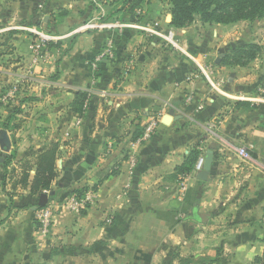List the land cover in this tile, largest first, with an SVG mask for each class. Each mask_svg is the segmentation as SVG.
Instances as JSON below:
<instances>
[{
	"label": "crops",
	"instance_id": "1",
	"mask_svg": "<svg viewBox=\"0 0 264 264\" xmlns=\"http://www.w3.org/2000/svg\"><path fill=\"white\" fill-rule=\"evenodd\" d=\"M89 1L4 0L0 44L16 58L0 78L13 96L5 104L0 95L12 129L0 128V264L264 263V108L223 94L264 90V41L247 27L176 29L166 2L146 0L139 22L173 31V48L134 29L90 28L131 15ZM42 23L57 38L49 47L26 31ZM79 92L91 101L82 114L71 107ZM50 143L59 145L54 195L34 210L48 193L20 181L28 171L31 182L27 161ZM194 150L212 151L206 181L196 162L175 171ZM73 196L87 199L77 211L63 207ZM53 207L44 231L32 216Z\"/></svg>",
	"mask_w": 264,
	"mask_h": 264
},
{
	"label": "trees",
	"instance_id": "2",
	"mask_svg": "<svg viewBox=\"0 0 264 264\" xmlns=\"http://www.w3.org/2000/svg\"><path fill=\"white\" fill-rule=\"evenodd\" d=\"M170 4V25L176 29L189 26L194 21V16H199L205 24L233 25L240 21H250L264 14V0H167ZM127 4V3H126ZM3 44H0V48ZM49 47L50 44H46ZM255 47V46H253ZM250 54L252 52L250 51ZM90 104L87 93L79 92L72 102V111L82 114L85 103ZM11 116L0 119V128L12 132L10 128ZM59 145L50 143L44 150L38 153L32 161H27L35 170V175L28 183V171L23 173L21 184L26 187L29 184L31 194H41L50 190L56 179L55 162ZM197 151H192L182 165L176 167L178 174L190 172L198 157ZM15 158V151L7 155L3 160L6 168ZM262 258H256L255 262L260 264Z\"/></svg>",
	"mask_w": 264,
	"mask_h": 264
},
{
	"label": "rangeland",
	"instance_id": "3",
	"mask_svg": "<svg viewBox=\"0 0 264 264\" xmlns=\"http://www.w3.org/2000/svg\"><path fill=\"white\" fill-rule=\"evenodd\" d=\"M95 1H97L98 3H100L101 5H104V6L108 5L110 7L111 11H113L115 13H116V11H121V12L123 11V12H125V14H127V16L131 15V16H129L128 22L120 21V20H118V16L114 15L110 21L103 22L106 26H108L107 29L121 28V29L132 30V31L134 29V30L139 31L141 33L143 32V33L147 34L143 30H141V27H147L149 25V23H147V22L140 23L139 22V20H141V18H143L142 11L146 7V4L150 5V3H148V2L146 3V0H103V1L102 0H95ZM138 1H141V2H138ZM159 1L161 3L166 2V4L168 5L167 6L168 7V14L170 15L171 6L167 2V0H162V1L159 0ZM89 2H91V0ZM0 3H1L0 8L2 10L0 13H3V11L5 10L4 0H0ZM163 4H165V3H163ZM93 6H96L95 8L99 9V7L97 5L93 4ZM6 8H8V7L6 6ZM169 15L167 16L166 21H171L169 18ZM163 16H165V13H163ZM137 21L139 22V24L137 23ZM97 22H100V21L97 20ZM95 23H96V21H95ZM3 25L4 24H2L1 26H3ZM190 25H194V27H196L195 29L197 30L199 28L204 27V25H211V24H205L201 21L199 16H194V21ZM214 25H219V24H214ZM42 26H43V23L37 27L38 28L37 30L43 31L47 35H50L48 32L44 31L45 29ZM233 26L238 27L237 30L240 29V31H243L246 27L250 28L252 30L253 35L255 36V38L252 39L253 41L258 42V43H260L261 41H264V14L262 16L255 17L253 20H250V21H240L236 24H233L231 27H233ZM26 31H27V33L31 34L32 36L37 37L34 33H31L28 30H26ZM50 36L54 37L53 35H50ZM198 36H200V35H198ZM198 36H197V38H199V40L203 39L202 37H198ZM56 39L49 41L46 44H48V43L51 44V43L55 42ZM0 40H1L0 41V43H1L3 39L0 38ZM15 58H16V55H12V53H10L8 49L0 48V78H2L1 75H4L5 71L8 70V68L10 67L9 65H7L8 59L14 60ZM4 89H5V86L0 85V91L2 90L0 92V95H1V97L3 96V99H2L3 102L5 104L6 103H12L10 98L12 99L13 96L9 95L10 93H8L6 95V92ZM13 108H14V106L12 107V110H13ZM27 212L29 213L30 211H27ZM40 212L41 211L37 212V214L34 213L32 216L33 219L37 218ZM50 213H51V216L53 217V214H55L54 207L50 209ZM260 264H264V263H262V261H261Z\"/></svg>",
	"mask_w": 264,
	"mask_h": 264
},
{
	"label": "built area",
	"instance_id": "4",
	"mask_svg": "<svg viewBox=\"0 0 264 264\" xmlns=\"http://www.w3.org/2000/svg\"><path fill=\"white\" fill-rule=\"evenodd\" d=\"M90 28H96V27H100V28H108V26L106 25H97V24H90L89 25ZM141 30H143L144 32H146L148 35H154L157 37H160L161 39L165 40V42L167 44H169L171 47L173 48H177V41L175 38V34L173 33V31H168L165 32L164 34H159L152 26H147V27H141ZM31 33H34L37 37V40L39 41L40 44L45 45L47 42L55 40V37H52L50 35H47L46 33H44L43 31H39V30H28ZM207 82H209V79L206 77ZM212 88L215 89L216 91L220 92L221 91L218 89V87H216L214 84H212ZM225 96L232 98L234 100L237 101H244V102H248L250 103L252 106H256V107H262L264 108V90H259L257 95L255 96H250V97H245V96H235L232 97L230 95H227L225 93H223ZM159 119L160 116H155L153 117L150 122L146 125V127L143 130V133L141 134V137L139 139H137V143H141L143 141H147L150 139L151 135L153 134L155 128L157 127L158 123H159ZM238 155L240 157H242L243 159H249L250 155L249 153L244 149V148H240L238 149ZM203 161H204V157L199 156L194 169L195 171H200L202 169L203 166ZM131 165L133 164V159L131 158L130 160ZM87 199L86 198H78V197H70L66 202L63 203V207L67 210L70 211H77L78 209H80L85 203H86ZM38 220L39 223L41 225L42 230L46 231L47 229H49L50 223L52 221V216L50 213V208H45L42 209L41 212L38 215Z\"/></svg>",
	"mask_w": 264,
	"mask_h": 264
},
{
	"label": "water",
	"instance_id": "5",
	"mask_svg": "<svg viewBox=\"0 0 264 264\" xmlns=\"http://www.w3.org/2000/svg\"><path fill=\"white\" fill-rule=\"evenodd\" d=\"M171 20V17H169ZM169 117L165 116L162 120V123H166V120H168ZM6 144L8 145V140L6 138ZM5 151H7V148H5ZM5 156V154L2 155V158ZM213 155L212 151H207L206 156L203 161V166L201 171L197 174V179L199 181H206L208 172L210 171L211 165H212ZM54 192L50 191L48 194H41L38 197V203L37 206L33 207L34 210H36L38 207H44L47 204L48 196H53Z\"/></svg>",
	"mask_w": 264,
	"mask_h": 264
}]
</instances>
